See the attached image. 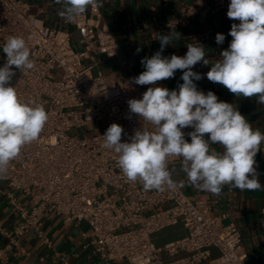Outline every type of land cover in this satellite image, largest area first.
Here are the masks:
<instances>
[{
	"label": "built area",
	"instance_id": "1",
	"mask_svg": "<svg viewBox=\"0 0 264 264\" xmlns=\"http://www.w3.org/2000/svg\"><path fill=\"white\" fill-rule=\"evenodd\" d=\"M159 1L167 6L178 0ZM229 4L230 0L186 3L180 17L173 14L165 20L163 31L168 34L187 26L201 7L227 12ZM64 22L73 30L52 27L31 15L24 0H0V67L6 60L2 49L7 37L22 36L35 67L24 74L13 66L16 74L11 86L22 100L43 104L49 114L39 139L24 147L2 178L6 187L0 194L19 220L13 230L0 221V234L9 239L0 248V258H6V251L13 247L26 252L21 238L28 233L51 246L41 221L53 213L66 222H86L90 230L84 233L85 247L104 264L115 260L127 264H250L240 226L235 221L225 224L227 213L215 214L207 199L194 200L180 187L146 191L141 183L126 181L116 154L102 147V136L112 123L123 127L122 142L143 126L151 129L129 112L127 103L142 99L148 87L132 83L135 75L115 77L101 68V57L110 60L121 53L101 8H89L75 21ZM143 27L146 23L136 25ZM193 130L183 129L189 142L187 133ZM13 190L20 191L30 204L20 201ZM177 224L186 229L184 236L159 245L153 241V233ZM212 248L218 249L217 255Z\"/></svg>",
	"mask_w": 264,
	"mask_h": 264
},
{
	"label": "clouds",
	"instance_id": "2",
	"mask_svg": "<svg viewBox=\"0 0 264 264\" xmlns=\"http://www.w3.org/2000/svg\"><path fill=\"white\" fill-rule=\"evenodd\" d=\"M61 5L58 15L75 21L87 9L103 7L102 0H54ZM227 17L239 23L231 25L229 47L213 61L199 43H188L181 57L162 55L166 46L180 39V34H157L160 50L151 58H143L145 71L132 78L136 85H153L142 99L127 101L129 112L138 115L144 125L122 142L124 129L112 123L105 131L102 147L117 156L116 164L126 181L142 184L144 190L165 191L183 187L173 178L169 167L172 158L180 161V171L197 190L220 195L224 186L241 191L264 189L256 171V155L264 144V133L254 128L236 106L218 100L216 94L198 90L194 81L203 78L192 69L198 63L211 65L206 73L209 81L223 85L237 97L257 98L264 105V0H230ZM216 43L223 44L225 35L217 33ZM139 52L140 49H137ZM2 52L6 54L0 67V179L8 172L25 146L37 141L49 121L43 104L24 101L17 88L11 86L15 69L26 74L34 69L31 49L22 36H8ZM182 70L178 90L156 86L173 78ZM192 128L185 138L183 129ZM205 134H209L205 138ZM218 144L222 151L212 145Z\"/></svg>",
	"mask_w": 264,
	"mask_h": 264
},
{
	"label": "crops",
	"instance_id": "3",
	"mask_svg": "<svg viewBox=\"0 0 264 264\" xmlns=\"http://www.w3.org/2000/svg\"><path fill=\"white\" fill-rule=\"evenodd\" d=\"M30 5L31 15L41 17L52 27L73 30L58 15L61 5L54 3V0H24ZM194 0L169 1L167 6H163L159 0H102L101 7L104 20L114 31L120 44L121 53L114 59L101 57V68L115 77L138 76L145 71L141 60L145 57L151 58L160 50V42L155 38L157 34L164 33L165 20L171 15L180 17L186 3ZM207 4H211L208 1ZM154 17L155 19H153ZM146 23V27L137 29L136 25ZM233 20L227 17L225 10L210 11L201 7L190 17L187 26H179L174 32L180 34V39L174 40L172 44L165 47L162 55L171 57L175 54L183 57L187 52L188 43L203 45L206 56L215 61L220 57V53L229 47L232 37L228 35ZM217 33L225 35L223 44H217L215 37ZM204 36H208L204 38ZM77 35H74L76 38ZM195 37V40L192 39ZM137 49H140L138 52ZM211 65L204 66L198 63L193 67L194 72L202 74L203 78L194 81L198 90L205 94L212 91L217 95L218 100L233 104L242 115L253 125L264 133V105L257 103V98L237 97L230 93L223 85L211 82L207 79L206 73ZM182 70H176L173 78L157 82V85L167 87L169 90H178V86L183 83L181 80ZM149 87L150 85H143ZM209 134H205L208 138ZM217 151H222L218 144L212 145ZM256 171L259 182L264 187V144L256 157ZM173 170V178L183 181L180 187L184 193L192 199L205 198L212 207L213 212L227 213L224 223L235 221L241 228L244 243L243 246L250 255V264H264V189L258 191H241L232 187L224 186L220 195H213L206 191L197 190L187 182L186 174L180 171V161L174 160L169 163ZM6 187V182L0 179V190ZM15 196L29 205L28 199L21 196V192L13 190ZM18 216L13 211L8 199L0 194V221L3 226L13 230L18 223ZM41 227L45 234L51 239L52 245L40 242L34 233H28L21 238V244L26 252H19L16 247L8 249L6 258H0V264H104L103 261L92 254L91 250L85 247L90 227L86 222L75 224L66 222L64 217L53 213L45 215L41 221ZM173 237L167 241L182 237L186 234V229L182 224L171 227ZM153 241L159 245V231L153 233ZM9 239L0 234V248H5ZM213 255L218 254V249H211ZM57 253V254H56ZM112 264H127L123 260H115Z\"/></svg>",
	"mask_w": 264,
	"mask_h": 264
},
{
	"label": "rangeland",
	"instance_id": "4",
	"mask_svg": "<svg viewBox=\"0 0 264 264\" xmlns=\"http://www.w3.org/2000/svg\"><path fill=\"white\" fill-rule=\"evenodd\" d=\"M173 237V233L170 228H166L159 232V244L164 243L166 240H169Z\"/></svg>",
	"mask_w": 264,
	"mask_h": 264
}]
</instances>
